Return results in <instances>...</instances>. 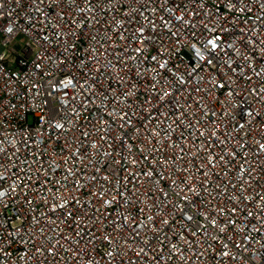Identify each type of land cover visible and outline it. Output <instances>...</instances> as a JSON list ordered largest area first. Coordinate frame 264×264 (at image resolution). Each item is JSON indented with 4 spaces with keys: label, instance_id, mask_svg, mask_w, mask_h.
<instances>
[{
    "label": "built area",
    "instance_id": "1",
    "mask_svg": "<svg viewBox=\"0 0 264 264\" xmlns=\"http://www.w3.org/2000/svg\"><path fill=\"white\" fill-rule=\"evenodd\" d=\"M0 264H264V0H0Z\"/></svg>",
    "mask_w": 264,
    "mask_h": 264
}]
</instances>
